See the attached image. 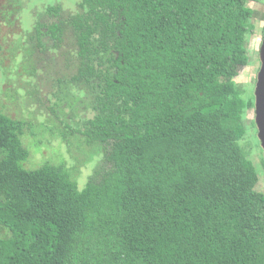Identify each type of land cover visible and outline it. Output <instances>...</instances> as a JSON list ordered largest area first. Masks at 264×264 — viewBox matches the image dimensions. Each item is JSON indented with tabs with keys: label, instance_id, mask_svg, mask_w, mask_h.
I'll return each instance as SVG.
<instances>
[{
	"label": "trees",
	"instance_id": "1",
	"mask_svg": "<svg viewBox=\"0 0 264 264\" xmlns=\"http://www.w3.org/2000/svg\"><path fill=\"white\" fill-rule=\"evenodd\" d=\"M261 1L37 12L27 49L77 59L51 109L79 116L102 157L83 188L64 163L27 168L28 123L0 114V264H264V191L241 144L255 101L236 81ZM0 2L13 22L21 1Z\"/></svg>",
	"mask_w": 264,
	"mask_h": 264
},
{
	"label": "rangeland",
	"instance_id": "2",
	"mask_svg": "<svg viewBox=\"0 0 264 264\" xmlns=\"http://www.w3.org/2000/svg\"><path fill=\"white\" fill-rule=\"evenodd\" d=\"M19 1L21 11L17 18L11 23H0V114L28 123L27 126L24 124L22 134L23 144L30 151L25 163L27 168L39 167L46 162L64 163L78 186L83 188L102 157L101 145L90 141L79 131V124H76L81 122L79 116H57L51 109L55 102L53 92L59 79L71 76L76 70L75 52L67 54L71 48L66 45L57 54L27 49V32L32 30L38 11L57 1L66 9L75 10L78 0ZM254 5L259 31L247 36L251 59L247 66L241 68L236 81L245 86L246 96H253L255 101L261 67L264 1ZM92 115L89 110L87 116ZM253 120L255 125L251 126L250 121ZM245 121L248 135L241 144L257 166L261 176L260 188L264 191V149L258 134L255 105L246 108ZM0 236H7L5 229L0 228Z\"/></svg>",
	"mask_w": 264,
	"mask_h": 264
},
{
	"label": "water",
	"instance_id": "3",
	"mask_svg": "<svg viewBox=\"0 0 264 264\" xmlns=\"http://www.w3.org/2000/svg\"><path fill=\"white\" fill-rule=\"evenodd\" d=\"M261 67L257 76L255 89V110L258 134L264 149V33L260 48Z\"/></svg>",
	"mask_w": 264,
	"mask_h": 264
},
{
	"label": "flooded vegetation",
	"instance_id": "4",
	"mask_svg": "<svg viewBox=\"0 0 264 264\" xmlns=\"http://www.w3.org/2000/svg\"><path fill=\"white\" fill-rule=\"evenodd\" d=\"M57 2H59V1H57Z\"/></svg>",
	"mask_w": 264,
	"mask_h": 264
}]
</instances>
